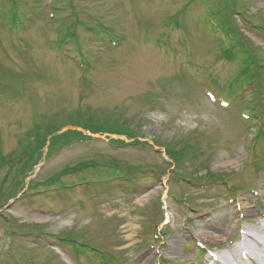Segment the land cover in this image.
I'll use <instances>...</instances> for the list:
<instances>
[{
  "label": "rangeland",
  "instance_id": "1",
  "mask_svg": "<svg viewBox=\"0 0 264 264\" xmlns=\"http://www.w3.org/2000/svg\"><path fill=\"white\" fill-rule=\"evenodd\" d=\"M258 127L264 0H0V264L223 254L198 223L239 200L258 204L246 225L263 223ZM118 169L131 181H110Z\"/></svg>",
  "mask_w": 264,
  "mask_h": 264
},
{
  "label": "bare ground",
  "instance_id": "2",
  "mask_svg": "<svg viewBox=\"0 0 264 264\" xmlns=\"http://www.w3.org/2000/svg\"><path fill=\"white\" fill-rule=\"evenodd\" d=\"M259 196L264 204V184H260ZM257 208L258 204L255 206L253 200H239L231 209L220 210L209 221L198 223L197 232L201 241L211 245L226 238L224 245H219L226 252H218L215 259H205L203 264H264V224L246 225V219L255 214ZM238 218L243 225H238ZM127 228L131 230L134 226L129 224ZM233 237L237 239L235 244L230 240ZM175 248L174 242L164 246V249L172 252Z\"/></svg>",
  "mask_w": 264,
  "mask_h": 264
},
{
  "label": "trees",
  "instance_id": "3",
  "mask_svg": "<svg viewBox=\"0 0 264 264\" xmlns=\"http://www.w3.org/2000/svg\"><path fill=\"white\" fill-rule=\"evenodd\" d=\"M95 132V131H94ZM58 146V145H57Z\"/></svg>",
  "mask_w": 264,
  "mask_h": 264
}]
</instances>
